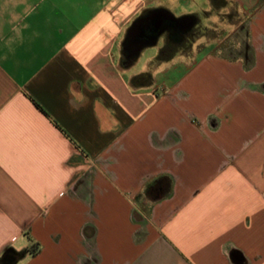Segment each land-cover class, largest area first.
Here are the masks:
<instances>
[{
  "label": "crops",
  "instance_id": "1",
  "mask_svg": "<svg viewBox=\"0 0 264 264\" xmlns=\"http://www.w3.org/2000/svg\"><path fill=\"white\" fill-rule=\"evenodd\" d=\"M215 6L246 47L160 80L191 38L153 20L184 31ZM154 47L167 65L133 70ZM0 264H264V2L0 0Z\"/></svg>",
  "mask_w": 264,
  "mask_h": 264
},
{
  "label": "rangeland",
  "instance_id": "2",
  "mask_svg": "<svg viewBox=\"0 0 264 264\" xmlns=\"http://www.w3.org/2000/svg\"><path fill=\"white\" fill-rule=\"evenodd\" d=\"M177 5L173 6V11L176 14H180L184 8L176 3ZM204 9V5L202 7H197L198 11ZM221 9L218 7H213L210 11L211 16H204L202 14L200 24H198L195 28L194 35L192 36L191 41L188 40L185 45L178 48L175 46V51L186 54L188 56H178L171 64L174 63V72L168 73L166 70L160 69L159 71V79L164 80L170 75V79L179 78L184 72V64H181L180 61H192L197 58V53L200 52V56H202L206 52L214 51L216 47V43L223 41L224 49L221 50L222 54L235 55L239 52V49L246 47L248 44V25L244 23L237 28L239 25V17L237 8H230V14H225V16H216V13ZM163 42L161 41V44ZM160 44V45H161ZM213 45V46H212ZM157 47L153 49H147L144 54L141 56L140 60L134 65L133 70H139L147 68L149 66V70L153 69L158 71L159 67L165 66L167 64H160V59L168 57L169 50L165 51L159 57V60H154L153 63L148 64L147 58L151 51H157ZM198 50V52H197ZM171 51V50H170ZM196 52V53H195ZM172 70V69H171Z\"/></svg>",
  "mask_w": 264,
  "mask_h": 264
},
{
  "label": "trees",
  "instance_id": "3",
  "mask_svg": "<svg viewBox=\"0 0 264 264\" xmlns=\"http://www.w3.org/2000/svg\"><path fill=\"white\" fill-rule=\"evenodd\" d=\"M263 2L264 0H259V6L263 4ZM151 82H152V75L150 72L137 75L133 78L134 85L148 84ZM172 186L173 184L170 177L159 176L157 178L148 181L145 184L143 192L136 197V200L141 201L145 209L148 210V207L152 202H156L168 196L172 190Z\"/></svg>",
  "mask_w": 264,
  "mask_h": 264
},
{
  "label": "water",
  "instance_id": "4",
  "mask_svg": "<svg viewBox=\"0 0 264 264\" xmlns=\"http://www.w3.org/2000/svg\"><path fill=\"white\" fill-rule=\"evenodd\" d=\"M165 19H171L172 21H175V22L180 21V19L173 18L172 16H166L165 18H160V19H157V20H153L152 29L149 28L147 31L149 33H153L155 39H157L159 34L164 30L163 28H161V25L163 24ZM184 21H187V26L188 27H191L194 24V21L190 17H186ZM147 31H143L144 32L143 33L144 36H147L146 35Z\"/></svg>",
  "mask_w": 264,
  "mask_h": 264
},
{
  "label": "flooded vegetation",
  "instance_id": "5",
  "mask_svg": "<svg viewBox=\"0 0 264 264\" xmlns=\"http://www.w3.org/2000/svg\"><path fill=\"white\" fill-rule=\"evenodd\" d=\"M161 28L173 29L172 34L174 35V38L176 40H181L185 38L186 36L183 37V35L185 34L188 35L189 38L192 39V36L194 35V32H195L196 24L195 25L193 24L192 27H190V29H185L184 31H181L176 25L172 24L170 21H164L163 24L161 25Z\"/></svg>",
  "mask_w": 264,
  "mask_h": 264
}]
</instances>
